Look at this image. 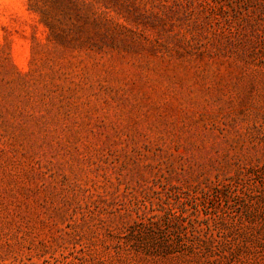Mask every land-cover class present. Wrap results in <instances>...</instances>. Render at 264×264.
<instances>
[{
  "label": "rangeland",
  "instance_id": "374dc122",
  "mask_svg": "<svg viewBox=\"0 0 264 264\" xmlns=\"http://www.w3.org/2000/svg\"><path fill=\"white\" fill-rule=\"evenodd\" d=\"M0 264H264V0H0Z\"/></svg>",
  "mask_w": 264,
  "mask_h": 264
}]
</instances>
